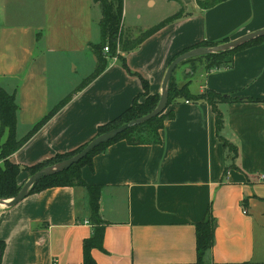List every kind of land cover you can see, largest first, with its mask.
I'll list each match as a JSON object with an SVG mask.
<instances>
[{
    "label": "crops",
    "instance_id": "1",
    "mask_svg": "<svg viewBox=\"0 0 264 264\" xmlns=\"http://www.w3.org/2000/svg\"><path fill=\"white\" fill-rule=\"evenodd\" d=\"M202 1L166 0L174 12L143 31L180 16L126 55L127 68L147 82L150 95L160 94L168 63L183 50L264 29V0H227L206 10L198 6ZM97 6L93 0H35L27 21L15 15L6 23L2 17L0 88L14 95L17 140L94 71ZM101 54L107 60L104 72L11 155V163L32 167L84 146L143 93L136 76ZM90 61L91 72L84 69ZM65 65L84 74L66 92L58 85L54 90L49 67ZM175 83H187L193 96L212 91L239 100L217 105L223 119L219 136L237 154L219 140L205 101L182 100L166 109L172 116L159 132L160 143L119 141L96 155L91 167L81 169L83 181L99 188L104 223L101 248L90 251L91 259L94 264H196L195 226L210 215L214 243L205 263L264 264V42L236 53L226 68L207 72L203 63L185 65ZM93 229L84 189L29 195L12 208L0 207V264H83L82 245Z\"/></svg>",
    "mask_w": 264,
    "mask_h": 264
},
{
    "label": "trees",
    "instance_id": "2",
    "mask_svg": "<svg viewBox=\"0 0 264 264\" xmlns=\"http://www.w3.org/2000/svg\"><path fill=\"white\" fill-rule=\"evenodd\" d=\"M227 0H205L198 3V6L202 10L210 9L222 2ZM95 4L98 5L100 9V20H99V35L100 41L96 45H92V50L96 59V67L94 71L85 78L81 84L76 88L74 93L70 94L68 97L60 101L41 121H39L22 139H16V112L17 106L15 104L14 95L7 94L2 88H0V159L3 161V167L0 168V199H9L15 197L20 188L16 182L17 177L22 172H27L29 176L34 175L36 172L43 168L55 165L62 161H65L77 153H79L84 147L81 146L74 151L58 154L54 157L47 159L41 163H38L32 167L20 166L13 164L9 161V157L17 152L29 139L34 136L53 116H55L63 107H65L68 102L72 99L73 95L89 84L96 80L106 69L107 60L101 54L105 47L109 48V57L115 54V42L118 40V45L120 52L117 56V61L120 66L132 76H136L142 86L143 93L137 95L131 102V105L123 111L118 117L112 121L97 128L96 136L107 133L114 130L121 125L128 123L130 121L141 118L149 113H151L157 106L159 101V95H150L148 91V84L139 75H136L129 71L126 66L125 57L128 53L137 50L140 45L148 38L153 36L155 33L164 28L165 25L177 19L181 13L160 22L159 24L150 27L149 29L141 32L136 38L129 39L123 38V36L118 33L121 27L122 17H123V0H93ZM224 40L220 43H209L202 42L191 48L185 49L182 52L175 55L168 65L177 56L188 52L190 50L206 47L212 48L220 44L227 43ZM264 42V37L254 40L248 44L240 46L234 50H230L224 53L211 54L200 58H195L188 60L180 64L173 72L171 80L168 85V101L166 109L172 104L179 101H205L212 109L215 115V130L219 140L222 142L224 147L230 151L234 157L236 156V149L223 140L219 133L223 126V119L221 113L217 110V105L220 103H235L238 99H232L223 95H219L212 91H206L202 95L193 96L188 92V84L178 86L175 83V72L179 67L185 65L197 63H203L204 70L209 72L213 69L226 68L232 64L233 56L244 49L259 45ZM193 68V67H192ZM195 69H190V73H194ZM143 98V101L139 100ZM245 101L257 102V100L246 99ZM166 109L157 117L151 119L150 121L135 126L122 134L118 135L116 138L110 142L99 146L94 151H92L86 158L82 159L79 163L71 166L68 170L61 173L55 174L50 177L42 178L39 180L30 190L29 195L42 192L51 188H82L85 190L88 198V208H89V222L93 226V234L89 239L84 240L83 248V264H94L91 259L90 251L92 249L101 248V242L103 238V226L104 223L100 220L98 215V205H99V188L87 185L81 177V169L84 166L91 167L92 159L98 155L104 153L109 146L112 144L125 141L129 145H144V144H157L160 143L159 132L163 129L164 121L171 119V114L165 112ZM95 136V137H96ZM28 195V196H29ZM214 229L215 223L212 216L208 215L206 222L198 223L195 226V243H196V264H204L205 253L210 250L214 243ZM3 251V245L0 244V257Z\"/></svg>",
    "mask_w": 264,
    "mask_h": 264
},
{
    "label": "rangeland",
    "instance_id": "3",
    "mask_svg": "<svg viewBox=\"0 0 264 264\" xmlns=\"http://www.w3.org/2000/svg\"><path fill=\"white\" fill-rule=\"evenodd\" d=\"M147 0H123V18L121 22V27L119 28V32L123 38L129 37V39L136 38L140 32H133L134 30H141L143 31L145 28L151 26L152 24L158 22V20L171 12H174L171 3H167L166 0H155V5L153 7H148L146 5ZM181 4L184 3L180 2ZM35 0H0V22H2V17H6V23L14 22L15 15H21L22 18H26L25 14L31 8L34 10ZM96 10H92V39L94 43L99 42V30L98 25L96 23V19L100 18V9L97 6ZM139 15L140 19L138 20L136 16ZM29 17V15H28ZM24 19H17L21 20L22 22L27 21ZM129 28V29H127ZM132 28V29H131ZM126 34V35H125ZM116 52L112 57H109L113 60L117 58L120 52V48L118 45V40L115 42ZM128 55V54H127ZM117 60V59H116ZM126 61V57H125ZM88 66V67H87ZM84 69L90 67L89 71L92 68L91 61ZM181 69L178 68L176 73ZM91 72V71H90ZM84 74V70H74V65L70 67L65 65L62 69L55 70L52 66L49 67L48 76L50 80V87L55 90V86L58 85L61 92H66L68 88L70 89L73 84H77L78 80H80V76ZM53 82V85H52ZM73 85V86H75ZM140 102L143 101V98L139 100ZM3 167V161L0 159V168ZM24 174L21 176V179L17 177V184L21 187L24 182L30 177L27 172H22ZM20 177V176H19Z\"/></svg>",
    "mask_w": 264,
    "mask_h": 264
},
{
    "label": "water",
    "instance_id": "4",
    "mask_svg": "<svg viewBox=\"0 0 264 264\" xmlns=\"http://www.w3.org/2000/svg\"><path fill=\"white\" fill-rule=\"evenodd\" d=\"M184 3H188L189 0H183ZM264 37V29L244 35L242 37H239L235 40L229 41L224 44H220L218 46L212 47V48H206V47H199L193 50H190L188 52H185L179 56H177L171 63L168 65L163 80L161 84V91L159 94V101L156 106V108L149 114L138 118L136 120L130 121L128 123H125L121 125L120 127L111 130L107 133L101 134L99 136L94 137L92 140H90L85 147L76 155L73 157L62 161L60 163H57L55 165L46 167L41 169L40 171L36 172L34 175L30 176L24 184L21 186L18 194L15 197L9 198V199H0V207L2 208H12L19 204L21 201H23L25 198L28 197L29 192L31 188L42 178L50 177L55 174L61 173L65 170H68L71 166L79 163L82 159L86 158L92 151H94L96 148H98L101 145H104L114 138H116L118 135L122 134L123 132L138 126L142 125L151 119L159 116L167 107V101H168V85L171 80V77L173 75L174 70L182 63L195 59L204 57L211 54H219L224 53L230 50H234L240 46H243L245 44H248L254 40L260 39Z\"/></svg>",
    "mask_w": 264,
    "mask_h": 264
},
{
    "label": "built area",
    "instance_id": "5",
    "mask_svg": "<svg viewBox=\"0 0 264 264\" xmlns=\"http://www.w3.org/2000/svg\"><path fill=\"white\" fill-rule=\"evenodd\" d=\"M103 53L104 54H106V55H109V48L108 47H105L104 49H103ZM115 60H116V58H114ZM187 103V102H186ZM243 213H245V211H243ZM51 264H57V262L55 261V260H53L52 262H51ZM204 264H210V263H204Z\"/></svg>",
    "mask_w": 264,
    "mask_h": 264
}]
</instances>
